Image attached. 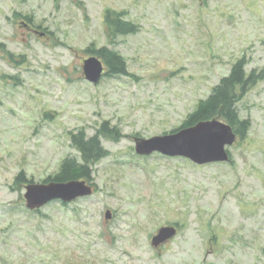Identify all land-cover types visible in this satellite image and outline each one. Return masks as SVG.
Segmentation results:
<instances>
[{
    "label": "rangeland",
    "instance_id": "rangeland-1",
    "mask_svg": "<svg viewBox=\"0 0 264 264\" xmlns=\"http://www.w3.org/2000/svg\"><path fill=\"white\" fill-rule=\"evenodd\" d=\"M107 8L138 30L111 41ZM91 43L128 74L87 81ZM0 44V264H264V78L237 102L250 126L228 161L134 149L179 128L240 57L246 73L264 66V0H0ZM105 120L121 135L101 138L93 193L27 209L17 172L43 181L77 155L71 131Z\"/></svg>",
    "mask_w": 264,
    "mask_h": 264
},
{
    "label": "trees",
    "instance_id": "trees-1",
    "mask_svg": "<svg viewBox=\"0 0 264 264\" xmlns=\"http://www.w3.org/2000/svg\"><path fill=\"white\" fill-rule=\"evenodd\" d=\"M25 18L30 20L29 17ZM104 22L106 33L111 41L114 40L112 37H116V35L134 33L139 27L138 24L126 19L124 11H116L110 8L104 11ZM85 51L98 55L104 61L107 66L105 75L128 74L124 57L108 46L102 45L97 48L91 43L85 48ZM8 54L11 57L13 56L11 52H8ZM246 64L247 61L244 57L237 59L232 64L229 74L220 78L219 83L212 87V91L206 98L197 101L195 108L186 115L180 127L193 125L201 120L216 118L229 123L236 134L240 136V140H243L250 123L248 119L239 116L237 102L248 88L264 78V66L257 72L254 69L246 73ZM120 135L121 130L119 127L116 125L110 126L106 120L99 125L92 135H87L83 130L71 131V146L77 151V155L65 156L59 163L57 171L48 175L43 181L86 179L92 182L95 163L107 155L101 138L115 140ZM14 181L21 184L33 180L27 179L25 171L21 169L15 175Z\"/></svg>",
    "mask_w": 264,
    "mask_h": 264
},
{
    "label": "water",
    "instance_id": "water-1",
    "mask_svg": "<svg viewBox=\"0 0 264 264\" xmlns=\"http://www.w3.org/2000/svg\"><path fill=\"white\" fill-rule=\"evenodd\" d=\"M43 34L39 32L40 36ZM104 68L103 60L97 55L92 54L83 59V74L89 82L97 83L103 75ZM236 136L229 123L212 118L148 138L136 136L134 149L141 155L159 152L166 156L185 157L193 163L202 165L229 160L226 146L231 145ZM24 189L25 206L30 210L39 209L52 200L68 203L93 193V186L86 179L27 182ZM104 216L106 219L111 218V211L107 209ZM176 232L175 225H163L151 237V244L158 246L165 243L175 236Z\"/></svg>",
    "mask_w": 264,
    "mask_h": 264
},
{
    "label": "flooded vegetation",
    "instance_id": "flooded-vegetation-1",
    "mask_svg": "<svg viewBox=\"0 0 264 264\" xmlns=\"http://www.w3.org/2000/svg\"><path fill=\"white\" fill-rule=\"evenodd\" d=\"M24 25L28 28V29H32V27H31V25H29L28 23L26 24V23H24ZM35 30V29H34ZM177 227V226H176ZM177 230H178V228H177Z\"/></svg>",
    "mask_w": 264,
    "mask_h": 264
}]
</instances>
